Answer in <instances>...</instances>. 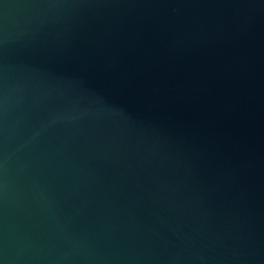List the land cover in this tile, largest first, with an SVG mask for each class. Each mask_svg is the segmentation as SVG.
<instances>
[{"label":"water","instance_id":"obj_1","mask_svg":"<svg viewBox=\"0 0 264 264\" xmlns=\"http://www.w3.org/2000/svg\"><path fill=\"white\" fill-rule=\"evenodd\" d=\"M0 264H264V0H0Z\"/></svg>","mask_w":264,"mask_h":264}]
</instances>
